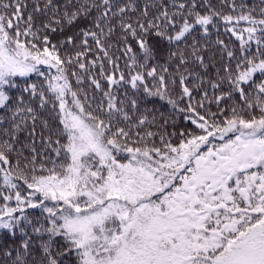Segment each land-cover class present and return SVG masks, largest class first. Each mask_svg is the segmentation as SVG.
I'll return each mask as SVG.
<instances>
[{"label": "snow or ice", "instance_id": "1", "mask_svg": "<svg viewBox=\"0 0 264 264\" xmlns=\"http://www.w3.org/2000/svg\"><path fill=\"white\" fill-rule=\"evenodd\" d=\"M0 264H264V0H0Z\"/></svg>", "mask_w": 264, "mask_h": 264}]
</instances>
